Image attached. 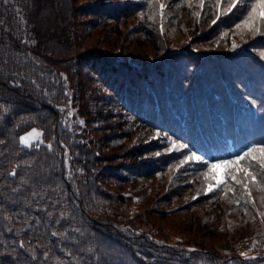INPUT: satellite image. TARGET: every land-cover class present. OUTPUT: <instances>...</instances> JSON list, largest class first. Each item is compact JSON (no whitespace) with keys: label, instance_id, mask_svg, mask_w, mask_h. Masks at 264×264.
Segmentation results:
<instances>
[{"label":"trees","instance_id":"trees-1","mask_svg":"<svg viewBox=\"0 0 264 264\" xmlns=\"http://www.w3.org/2000/svg\"><path fill=\"white\" fill-rule=\"evenodd\" d=\"M227 2L0 0V264H264V7Z\"/></svg>","mask_w":264,"mask_h":264},{"label":"snow or ice","instance_id":"snow-or-ice-1","mask_svg":"<svg viewBox=\"0 0 264 264\" xmlns=\"http://www.w3.org/2000/svg\"><path fill=\"white\" fill-rule=\"evenodd\" d=\"M236 4H237V0H229V2H227L226 5H225V10L226 11L227 10H230L233 6H236ZM257 4H259L262 7H264V0H257ZM253 11H255V6H253ZM249 16L250 17L252 16V13L251 12L249 13ZM262 18H264V17H262ZM21 143L22 144H26V138L22 137L21 138ZM185 147H187V146L185 145ZM256 150H259L260 152H264V146H260L258 149H255V148L250 149L249 150V153H251L253 151H256ZM247 155L248 154H245V156H247ZM245 156H238V157H236V160L235 161H225V162H222L220 166L229 167L230 165L235 164L238 161L244 160L245 159ZM191 158L192 159H195L197 161L201 160V157L198 156V155H196L195 153L192 154ZM213 167H216V165H213ZM10 175L15 176L16 175L15 170H13L10 173ZM252 178L255 179V176L253 175ZM262 183H264V181H262ZM53 235H56V233H53ZM21 247H23V244H21Z\"/></svg>","mask_w":264,"mask_h":264},{"label":"rangeland","instance_id":"rangeland-1","mask_svg":"<svg viewBox=\"0 0 264 264\" xmlns=\"http://www.w3.org/2000/svg\"><path fill=\"white\" fill-rule=\"evenodd\" d=\"M26 138V144H23L25 146H29L32 143L39 142L42 140V130L38 127H33L27 132H25L21 138Z\"/></svg>","mask_w":264,"mask_h":264}]
</instances>
